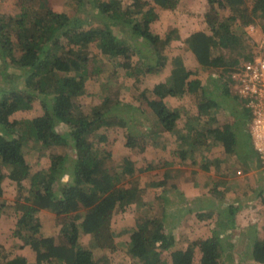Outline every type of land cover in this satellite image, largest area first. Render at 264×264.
I'll return each mask as SVG.
<instances>
[{
	"label": "trees",
	"instance_id": "16d2710c",
	"mask_svg": "<svg viewBox=\"0 0 264 264\" xmlns=\"http://www.w3.org/2000/svg\"><path fill=\"white\" fill-rule=\"evenodd\" d=\"M41 1L21 0L20 10L0 16V58L7 61L14 71L13 78H4L0 84V94H3L0 98V221L6 208L1 202L4 195L2 181L7 176L21 194L23 192L16 200V210L21 214L13 234L16 238L28 239L26 244L34 254L35 264H115L111 257L112 251H115L113 217L121 216L124 211L149 198L148 205L153 209L162 206L161 215L150 216L145 211L135 215L129 240L122 246L131 258L143 264H163L160 256L168 253L172 264H195V247L199 246L202 251L199 264H224L222 255L225 246L217 230L205 240L199 239L187 248L174 250L175 234L171 231L174 226L169 229L166 225H171L170 220L184 223L185 216L192 217L197 211L191 205L169 207L170 192L180 191L184 182L194 183L197 178L206 176L213 163L209 152L200 159L199 155L206 147L216 142L223 144L226 151L233 152L239 144V137L250 147L251 133L242 130L238 134L231 129L229 122L219 124L220 116L223 114L225 117V103L209 99L202 80L199 77L192 79L195 71L189 70L183 59L176 56L172 59L169 77L150 87L151 96L143 93V98L154 114L155 124L161 127L160 136L166 132L189 139L185 145L178 143L181 148L176 147L172 152L182 164L195 169L183 168L185 165L175 167L170 173V170H164L163 179L158 183L146 181L150 188L157 190L156 196L150 198L147 188L141 185L142 175L140 179L133 177L123 184L125 174L139 171L132 162L125 160L126 165L122 167L115 163L117 159L112 151L100 146L101 142L109 140L106 129L113 128L115 133L123 130L125 135L123 138L116 134L115 139H125L126 147L145 152V148L137 143L138 137L130 132L134 122L128 125L113 111L122 106L116 91L112 93L116 76L109 75L97 84L93 80L97 72L90 67L93 57L89 53L94 44L108 60L122 59L125 62L123 69L131 68L127 61L134 44L131 47L120 42L111 30L112 25H120L130 30L135 39H144L153 48V61L156 62L146 65V74L149 75L167 69L163 52L171 41L182 39L201 68L215 69L219 73V78L226 82V95L231 93L236 100L240 97L244 103L245 98L234 92L233 85L237 82L234 73L245 69L247 62L241 65V57L248 51L246 28L257 19L264 20V0H207L209 8L203 15L206 20L203 29L183 38L173 28L164 39L150 32L151 25L160 19L156 8L174 10L180 0H93L95 11L106 22L101 29L85 28L79 19L45 8ZM66 1L83 3L82 0ZM220 10H229L233 15L222 20ZM262 26L264 29V24ZM252 58L245 56L248 61ZM4 75L10 77L9 72ZM96 85L102 90L104 103L85 114L80 107H76L77 99L85 96L90 86ZM189 94L196 95L203 110L209 112L202 118L204 123L213 119L215 124L191 125L184 134L179 129V125L183 124L181 111L171 107L166 99L185 98ZM223 100L226 101V97ZM37 102L43 111L40 115L32 119H12L19 111L32 110ZM243 106L242 117L248 120L251 111L245 104ZM35 142L49 149L67 145L74 151L75 158L52 155L48 170L32 174L26 151ZM258 157L257 164H261ZM173 163L177 166L175 160ZM151 168L149 166L141 173ZM66 171L72 177L67 182H60ZM259 178L261 186L252 198L261 201L263 206L259 213L264 216V174ZM213 187H210L212 192ZM179 196L181 200L187 197L185 192H179ZM213 201L209 208L220 207V215L228 208L231 215L228 220L218 223V230L236 231L239 226L242 227L247 217L240 215L237 219L234 206L227 205L225 201ZM44 210L51 211L61 221L56 235L61 240H56L54 235H44L39 219V213ZM253 225L251 235L249 232L245 235L247 246L252 250L250 258L255 263L264 264V217ZM85 236L92 238L90 247L81 244ZM28 260L27 256L18 255L5 264H28Z\"/></svg>",
	"mask_w": 264,
	"mask_h": 264
},
{
	"label": "rangeland",
	"instance_id": "374dc122",
	"mask_svg": "<svg viewBox=\"0 0 264 264\" xmlns=\"http://www.w3.org/2000/svg\"><path fill=\"white\" fill-rule=\"evenodd\" d=\"M83 3H73L66 0H42L40 3L45 8H51L57 13H64L70 18H77L82 21L85 28H103L106 24L105 19L95 11L93 0H82ZM36 4V3H35ZM39 4V3H38ZM32 5V4H31ZM42 6V7H43ZM252 6V5H251ZM22 7L21 0H0V16L5 13L16 12ZM141 8V7H140ZM207 0H180V4L174 10H162L156 8L160 19L151 25L150 32L161 39L173 30H178L181 37L186 38L195 31L203 29L205 19L203 15L208 10ZM138 7H136L135 12ZM221 11V10H220ZM3 12V13H2ZM221 18H231L232 13L229 10L221 11ZM4 17V16H3ZM113 23V21H111ZM264 20H256L253 24L248 26L246 44L247 53L241 57V65L244 61L249 62V59H245V56H253L250 60L264 59ZM111 30L117 36L120 42L127 43V45L134 44L135 48L129 51L130 59L127 61L131 68L123 69L125 62L120 59L117 61H110L103 56V53L94 45L90 47V56L93 57L90 67L96 69V79H93L97 84L109 75L116 76L114 82V89L112 93L118 94L119 100L122 102L117 112L122 118H124L128 125L134 122L130 132L137 136V143H140L145 148V152H140L136 149H130L126 147L125 139H115V137H125L123 130H118L115 133L113 128L110 130L106 129V133L109 135L107 142H101V148H105L108 151L114 153L117 159L118 165L125 166V160H130L134 168L138 171L125 174L122 177L123 184H126L129 180L139 178L142 175L141 185L147 188V195L150 198L156 196L157 190L150 188L148 182H159L163 179L164 170H172L180 168L185 164L181 163V160L175 156L172 152L176 147L181 148L178 144H186L189 139H182L181 135L166 133L160 136L158 132H162L159 125L154 122V114L148 107L146 101L143 98V93L149 95V90L153 85L160 82H164L170 75V68L172 67V59L176 56H180L183 59L184 64L189 70H194L192 79L199 77L202 80V85L205 94L209 99L222 104L225 103L224 115L220 116L219 124L223 122H229L231 129L234 132L240 133L245 130L247 133H251V117L246 120L242 117L244 112L243 100L239 97L236 100L231 93L227 94L226 82L219 78V73L215 69L206 70L201 68L193 56V54L187 49L186 44L181 41H171L163 52L167 60V69L162 73L146 74L147 64L152 63L154 50L148 45V42L144 39H135L132 32L127 28L120 25H112ZM174 36V35H173ZM16 49H18L16 47ZM19 50V49H18ZM249 52V53H248ZM146 55V56H144ZM149 57L150 60H147ZM156 59V57L154 58ZM156 62V60L153 61ZM7 61L0 58V84L2 80L13 78L12 73L14 71L9 68ZM245 67V64H244ZM6 72L10 73V77L6 76ZM239 72V71H238ZM244 74V71H241ZM241 73H234V77H237V82L233 85L235 94H238V86L240 85L239 79ZM105 78V79H104ZM151 87V88H150ZM102 90L99 89V85L90 86L86 91L85 96L77 99L76 107H80L85 114H89L94 107L102 105L101 98ZM3 94H0V98ZM231 95V96H230ZM240 96V95H239ZM226 97V101L223 98ZM169 105L175 109H178L182 113V125H179L181 132L186 134L189 131V127L204 123L202 118L209 115L207 111L203 110L200 105L199 98L194 94H189L185 98L168 97L166 99ZM42 108L39 102L36 103L34 108L29 111H19L12 116V119H32L42 113ZM220 114V113H219ZM217 122V120H216ZM204 124L214 125L215 120L213 119L205 121ZM241 128V130H239ZM117 134V135H116ZM116 135V136H115ZM239 144L236 145L233 152L226 151L223 144L213 143L212 146L206 147L201 153L200 159L205 158L209 153L212 157V165L209 172H206V176L203 178H197L194 183L184 182L179 190L170 192V206L172 209L177 206L191 205L197 212H194L191 216L184 217V223H180L177 220H170L172 223L168 228L174 226L171 230L175 234V246L177 248H187L192 245L193 242L210 237L214 230L220 233L223 237L224 251L223 261L224 264H258L253 260L251 261L252 250L247 246V238L245 235L253 230V224L260 220L262 216L259 212H262L261 201L253 199V195L259 190L261 186L260 178L264 174V167L257 164L258 152L254 149L253 143L250 145L246 144L244 140L239 137ZM209 142L211 140L209 139ZM107 145V146H106ZM176 148V149H177ZM102 151V150H101ZM52 155H69V159H74L75 154L71 147L67 145H58L51 147L50 149L43 146L41 143H33L29 151H26L29 164L31 166L32 174H35L42 170H48L50 168V157ZM259 158V157H258ZM176 161V165L173 161ZM162 161H165L164 164ZM73 162V161H72ZM71 161L69 162V164ZM224 164V166H217V164ZM71 166V165H70ZM119 166V167H120ZM151 166L150 170L142 172L145 168ZM186 169H195L193 166L185 165ZM199 169V168H197ZM200 170V169H199ZM8 173V171L6 172ZM63 179L60 182H67L72 177L69 171L65 172ZM29 185V182H27ZM59 185V183L57 184ZM211 185L215 188L212 192L210 190ZM2 187L4 195L1 198V202L6 205L0 221V264H5L8 261L14 259L18 255L27 256L28 264H35L34 254L31 252L29 246L26 244L27 240L25 237L16 238L14 236V230L16 222L20 217L19 211L16 210V200L19 198L21 192L14 182L9 180L6 176L2 181ZM179 192L186 193L185 200H181ZM176 194V195H174ZM184 195V194H183ZM223 202L227 205L234 206L237 210L236 218L242 215L246 218L245 223L236 231L231 229H219L217 228L218 223L222 220H228L231 215L228 208L220 215V207L209 208L212 201ZM144 200V203L139 204L128 211L121 213V216L116 215L112 220V230L115 251H112L111 257L115 264H143L142 261L131 258L122 246L129 240L131 228L135 225V215L138 213L142 214L143 211L152 215H161L162 206L157 207L148 205V201ZM21 202L23 199L20 200ZM213 201V202H214ZM263 206V205H262ZM214 209V210H213ZM219 209V210H218ZM260 210V211H259ZM206 212V213H205ZM219 214V215H218ZM260 215V217H259ZM143 216V215H142ZM248 218L250 220L248 221ZM40 223L45 236L54 235L56 236L60 230L61 221L56 218V215L49 210H44L39 213ZM168 220V222H169ZM177 222V223H176ZM262 225V223H260ZM220 226V225H219ZM28 233V232H27ZM31 236L30 233H28ZM251 238V237H250ZM56 240H61L59 236H56ZM92 238L85 236L82 238V246L90 247ZM113 250V249H111ZM202 251L199 246L195 247V264H199ZM163 264H172L171 256L168 253H163L160 256Z\"/></svg>",
	"mask_w": 264,
	"mask_h": 264
},
{
	"label": "built area",
	"instance_id": "2783aa9c",
	"mask_svg": "<svg viewBox=\"0 0 264 264\" xmlns=\"http://www.w3.org/2000/svg\"><path fill=\"white\" fill-rule=\"evenodd\" d=\"M238 93L245 98V105L251 111V137L264 167V59L245 64L244 74L239 79Z\"/></svg>",
	"mask_w": 264,
	"mask_h": 264
},
{
	"label": "crops",
	"instance_id": "0c3cea01",
	"mask_svg": "<svg viewBox=\"0 0 264 264\" xmlns=\"http://www.w3.org/2000/svg\"><path fill=\"white\" fill-rule=\"evenodd\" d=\"M255 166H257V167H258V164H256Z\"/></svg>",
	"mask_w": 264,
	"mask_h": 264
}]
</instances>
